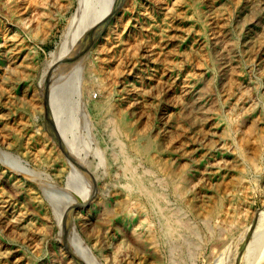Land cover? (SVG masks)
I'll return each mask as SVG.
<instances>
[{
	"label": "rangeland",
	"instance_id": "1",
	"mask_svg": "<svg viewBox=\"0 0 264 264\" xmlns=\"http://www.w3.org/2000/svg\"><path fill=\"white\" fill-rule=\"evenodd\" d=\"M263 262L264 0H0V264Z\"/></svg>",
	"mask_w": 264,
	"mask_h": 264
},
{
	"label": "bare ground",
	"instance_id": "2",
	"mask_svg": "<svg viewBox=\"0 0 264 264\" xmlns=\"http://www.w3.org/2000/svg\"><path fill=\"white\" fill-rule=\"evenodd\" d=\"M115 124V123H114ZM118 126V125H117ZM113 127H114V125H113ZM114 132V129L112 128V133ZM115 133V132H114ZM113 133V135H115ZM117 134V133H116ZM116 136V135H115ZM119 145H120V143H119ZM125 146V145H124ZM121 148H122V146H121ZM124 150V149H123ZM122 149L120 150L121 152L123 151ZM126 150V149H125ZM144 151V150H143ZM120 152V153H121ZM123 153V152H122ZM128 159V158H127ZM129 160V159H128ZM137 167V166H136ZM133 168H135V167H133ZM144 171V170H143ZM142 171V172H143ZM125 184V183H124ZM151 184V183H150ZM126 185V184H125ZM131 185V184H130ZM130 188V187H129ZM161 192V191H160ZM162 193V192H161ZM164 194V196H165V193H163ZM156 196V198H158V196L157 195H155ZM168 202V201H167ZM160 208H162V207H160ZM164 208V207H163ZM165 209V208H164ZM177 211V210H176ZM156 212V211H155ZM180 217V216H179ZM169 218L171 219V220H173L174 222H175V224L180 228V227H182V226H184V223H183V221L184 220H182V221H180L181 219H178V218H176V215H174V214H172V213H170V215H169ZM159 221V220H158ZM186 221V220H185ZM178 227H177V229H178ZM160 228V227H159ZM189 229V228H188ZM175 231H176V229H175ZM185 231V230H184ZM191 234V233H190ZM170 236V235H169ZM182 236V235H181ZM183 238V237H182ZM185 238V237H184ZM185 240L186 241H188L186 238H185ZM174 241H176V240H174ZM179 241V240H178ZM190 241V240H189ZM173 243V242H172ZM171 245V244H170ZM176 245V244H175ZM261 263V262H260ZM255 264V263H254ZM258 264V263H257ZM262 264H264V262L262 263Z\"/></svg>",
	"mask_w": 264,
	"mask_h": 264
}]
</instances>
